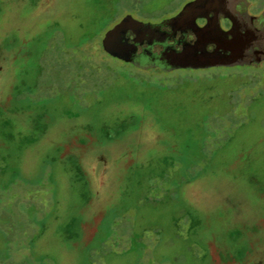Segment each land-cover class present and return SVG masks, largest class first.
Segmentation results:
<instances>
[{"label":"rangeland","instance_id":"obj_1","mask_svg":"<svg viewBox=\"0 0 264 264\" xmlns=\"http://www.w3.org/2000/svg\"><path fill=\"white\" fill-rule=\"evenodd\" d=\"M185 1L0 0V264H264V62L99 50Z\"/></svg>","mask_w":264,"mask_h":264},{"label":"water","instance_id":"obj_2","mask_svg":"<svg viewBox=\"0 0 264 264\" xmlns=\"http://www.w3.org/2000/svg\"><path fill=\"white\" fill-rule=\"evenodd\" d=\"M230 8L225 0H191L176 14L157 23L140 21L126 14L104 31L100 44L108 55L144 69H199L264 61V30L249 26L242 32L228 15ZM209 11L214 13L211 18L206 16ZM220 13L231 19L232 24L227 30L220 26ZM197 17H206V22L197 25ZM163 26L169 27L170 31L162 30ZM188 29L194 34L193 42L179 40L180 48L164 45L170 36ZM128 32L133 34L131 39ZM154 43L164 46L159 52H152L150 46ZM144 44L148 47L138 53V47ZM209 44L214 45L212 50L207 49ZM254 44L258 49H253ZM141 58L144 64L140 63Z\"/></svg>","mask_w":264,"mask_h":264},{"label":"flooded vegetation","instance_id":"obj_3","mask_svg":"<svg viewBox=\"0 0 264 264\" xmlns=\"http://www.w3.org/2000/svg\"><path fill=\"white\" fill-rule=\"evenodd\" d=\"M188 1H191V0H186L183 3V5L187 3ZM225 1L228 5L231 6L230 11H229L230 13H228V15L232 17L235 24L240 26L242 32H244L243 28H246L249 26H251L252 28L256 30H264V0H225ZM181 7H179L178 10H176L175 12L169 15L160 17L156 20H150V21H144V22L157 23L164 18L173 16L181 9ZM213 15L214 13L212 11H209L208 13H206V16L209 18H211ZM195 21L197 25L202 26L206 22V17H197ZM219 23H220L221 28L224 30L229 29L232 24L231 19L224 17L222 13L219 14ZM162 30L170 31V28L163 26ZM127 35L129 39L133 37V34L130 32H128ZM194 38L195 37H194L193 32L188 29L184 32H176L174 35L170 36V38H168L164 42V45L171 44L176 48H180V44H178L177 41L185 40L188 42H193ZM164 45L163 43L162 44L154 43L150 46V50L152 52H159L163 48ZM146 47L148 46H146L145 44L142 46H139L137 49V52L141 53L143 49ZM213 48H214L213 44L207 45L208 50H212ZM253 49L255 50L258 49V46L254 44ZM261 62H264V61L252 62L246 65L258 64Z\"/></svg>","mask_w":264,"mask_h":264},{"label":"trees","instance_id":"obj_4","mask_svg":"<svg viewBox=\"0 0 264 264\" xmlns=\"http://www.w3.org/2000/svg\"><path fill=\"white\" fill-rule=\"evenodd\" d=\"M94 37H89V38H87V39H83L81 42H79L78 44H77V46H83L84 44H86V43H89V42H91V40L93 39ZM99 50H101L102 52H104L103 51V49H102V47H101V44H100V47H99ZM107 54V53H106ZM252 65H254V64H252Z\"/></svg>","mask_w":264,"mask_h":264}]
</instances>
